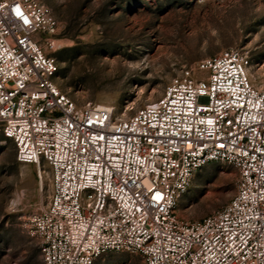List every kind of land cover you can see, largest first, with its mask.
<instances>
[{
    "label": "built area",
    "instance_id": "2783aa9c",
    "mask_svg": "<svg viewBox=\"0 0 264 264\" xmlns=\"http://www.w3.org/2000/svg\"><path fill=\"white\" fill-rule=\"evenodd\" d=\"M58 22L40 0H0V131L16 160L49 167L48 204L27 219L44 264H94L121 251L145 264H264V91L230 47L174 77L155 101L116 117L55 83ZM232 165L215 212L175 211L193 174Z\"/></svg>",
    "mask_w": 264,
    "mask_h": 264
},
{
    "label": "rangeland",
    "instance_id": "374dc122",
    "mask_svg": "<svg viewBox=\"0 0 264 264\" xmlns=\"http://www.w3.org/2000/svg\"><path fill=\"white\" fill-rule=\"evenodd\" d=\"M58 22L56 85L78 105L106 104L130 116L157 100L166 85L230 47L247 53L251 83L264 91V0H40ZM235 168L212 161L197 170L175 211L201 219L227 204ZM20 163L0 131V264H44L27 219L45 207L49 167ZM94 264H145L133 253L111 251Z\"/></svg>",
    "mask_w": 264,
    "mask_h": 264
}]
</instances>
